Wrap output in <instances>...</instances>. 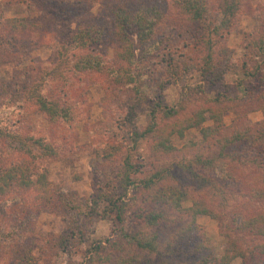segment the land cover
Returning a JSON list of instances; mask_svg holds the SVG:
<instances>
[{"label":"rangeland","instance_id":"1","mask_svg":"<svg viewBox=\"0 0 264 264\" xmlns=\"http://www.w3.org/2000/svg\"><path fill=\"white\" fill-rule=\"evenodd\" d=\"M234 1L238 9L229 19L228 28H221L217 36L202 23H192L175 0H81L80 3L68 0L69 3L59 6L51 0H0V162L10 163L24 157L25 138H41L57 151L56 156L47 154L38 162L53 192L74 191L87 197L97 185L108 184L121 170L122 155L128 152L123 143L130 132L123 124L126 106L137 97H143L134 119L140 129L145 126L156 101L166 107L182 102L179 119L195 116L198 109L199 112L206 109L203 118L206 122L201 127L209 129L216 124L208 118L221 115L225 126L221 140L213 134L202 138L197 127L184 132L183 137L171 138L177 148L165 163L149 156L146 141L141 142L134 155L144 172L152 166H169L175 162L189 166L196 155L206 160L204 169L190 164L192 173L187 170L178 173L180 179L190 185L192 195L217 213L216 219L199 216L197 223L204 228L206 247L215 257H222L227 246V238L222 233L233 235L235 232L241 236L244 233L239 230H230L232 223L255 212H264V204L251 198L254 191L264 189V146L249 141L231 146L223 142L224 138L244 133V130L256 135L255 131L264 121V110L250 113L260 104L253 99L258 94L257 87L260 84L264 87V83L260 82V76L257 79L246 77L240 70L244 63L252 70L264 57V0ZM205 2L212 18L210 27L218 26L224 17L219 13L224 0ZM116 5L127 7L131 13L152 8L161 14L154 34L158 48L143 62L144 86H127L104 73H77L71 68L72 61L86 51L68 46V39L77 28L88 25L102 32L101 42L92 45L94 54L116 70L128 68L127 42L113 35L110 11ZM79 12L80 15L76 14ZM12 18H28L40 25L41 30L20 37L4 23ZM208 40L213 45L211 52L206 44ZM223 45L232 50V54L220 51ZM123 54L126 59L121 58ZM182 64H190V68L185 70ZM170 65L173 66L170 68ZM176 71L177 77L173 76ZM37 83L44 95H51L71 107V120L49 121L37 110L36 104L25 96L31 85ZM245 87L247 93L243 91ZM250 155L261 160L260 165L255 164ZM211 160L225 163L234 181L227 182L212 172ZM211 180L226 193L209 192ZM6 191L5 187V193L0 192V264L17 263V256L25 247L37 258V264H79L81 260L77 257L85 256L84 252L93 244L102 243L101 254L105 255L109 253L105 240L122 237L120 226L96 217L90 222L88 242L77 247L59 245L53 237L69 232L71 219L64 221L61 214L49 211L37 202L35 193L7 194ZM188 204L186 201L183 206ZM134 208L126 214L123 234L140 227L130 221ZM40 240L46 243L42 249L38 244ZM246 241L250 248L258 240L250 235ZM122 255L133 258L140 253L131 246L124 249ZM86 260L83 259V264ZM131 264L138 263L132 261ZM231 264H241V261L235 259Z\"/></svg>","mask_w":264,"mask_h":264},{"label":"trees","instance_id":"2","mask_svg":"<svg viewBox=\"0 0 264 264\" xmlns=\"http://www.w3.org/2000/svg\"><path fill=\"white\" fill-rule=\"evenodd\" d=\"M51 1H54V5L57 6L69 3L68 0ZM175 1L192 23H202L207 30L214 31L217 36L220 35L221 28H228L229 19L235 15L238 9L234 0L230 2L224 0V5L220 6L219 12L224 16L223 21L218 26L211 28L212 18L205 0ZM80 2L81 0H75V3ZM110 12L113 17L114 37L119 41L127 42L125 43L127 56L131 57H127L128 68L116 70L114 67L108 66L100 55L94 54L91 50L92 45L101 42L102 32L91 25L77 28L68 39V46L86 51L75 61H72L71 68L77 73H104L112 77L114 81L125 82L127 86L142 84L144 86L143 78H146V74L143 62L147 61L158 48L157 42L154 41V34L157 23L161 20V14L152 8L138 9L136 13H131L127 7L121 5L114 6ZM76 14L80 15L81 12ZM4 23L8 30L20 37L26 34H35L41 30L40 25L28 18L6 19ZM131 35H134V38H131ZM132 39L135 40V43L132 42ZM207 43L211 52L210 49L213 45L209 40ZM219 50L229 51L232 54V50L224 45ZM121 58L126 59L124 54ZM182 65L185 70L190 68V64ZM171 66L173 65H170V68ZM240 70L246 77L260 76V82L264 83V57L255 64L252 70L246 63L242 64ZM173 76L177 77L178 71L174 72ZM198 89L201 90L202 87H198ZM243 91L247 93V88L245 87ZM256 92L258 94L253 100L254 103L258 101L260 104L254 107L250 113L264 110V87L260 84ZM25 96L36 104L37 110L44 114L49 121H64L72 118L71 107L61 104L51 95L48 97L44 95L40 83L31 85ZM142 101L143 97H137L134 103H128L126 106L127 112L123 124L129 127L130 132L127 133V141L123 143L128 152L122 155L121 170L111 177L108 184L102 187L97 185L91 195L82 197L74 191L53 192L47 177L41 171L42 166L38 162L47 154L56 156L57 151L54 146L49 145L41 138H25L26 153L22 155L26 157L12 160L10 163L0 162V192L5 193L6 187L7 194L20 191L26 194L35 193L37 202L49 211L61 214L64 221L71 219L70 231L62 236L53 237V240L58 241L62 246L73 244L77 247L78 244L88 242L89 226L93 218L110 220L116 226H120L122 237H118L114 241L105 240L109 253L101 254L104 249L102 243L93 244L84 252L85 256L83 257L87 259L85 264H131L132 261L138 264H231L235 259H239L241 264H264V212H255L254 215L242 217L239 222L232 223L230 230L237 229L244 233L243 235L239 236L235 232L233 235L222 233V236L227 238L225 254L222 257H215L206 247V234L204 228L197 223V219L199 216L216 219L217 213L210 206L205 205L203 200L192 195L190 185H186L178 173L183 170L192 173L190 164L204 169L206 160L201 155L194 156L189 166H185L183 162L173 161L175 163L169 166H152L147 172H144L140 164L135 162L134 153L140 149L141 142L146 141L149 156L159 163H165L177 148L172 144L171 138L175 135L183 137L184 132L192 128L199 127L202 138L213 134L220 137L221 140L223 138L222 129L225 127L221 115L208 118L209 122L212 121L213 124H216L209 129L201 127L206 122V119H203L206 109L204 112H199L198 109L195 116H185L179 119L178 116L183 109L182 102L174 107H166L156 101L149 111L145 126L140 129L135 125L134 119L136 118V108ZM248 132L249 130H244V133H234L232 137L224 138V145L231 146L236 142L249 141L264 146V121L255 131L256 135H251ZM250 156L255 164L260 165L261 160L256 156ZM209 168L213 169L212 172L219 174L223 180L234 181V176L228 173L225 163H216L211 160ZM262 174L264 176V173ZM201 181L205 183L203 178ZM208 183L210 185L209 192L212 194L226 193L224 188L217 185L214 180ZM251 198L264 204V189L254 191ZM186 201L189 204L183 206ZM131 207L135 208L132 209L130 221L140 227L135 231L123 234L122 227ZM165 230H169L168 233ZM250 235L255 236L258 241L249 248L246 238ZM38 244L42 249L46 243L44 240H40ZM131 246L139 251V257L136 256L138 258L129 257L130 252L126 257L122 255L124 249H130ZM22 252L17 256L18 261L15 264H37L38 260L30 254L29 248L25 247ZM83 257H77L81 260L79 264H83Z\"/></svg>","mask_w":264,"mask_h":264}]
</instances>
